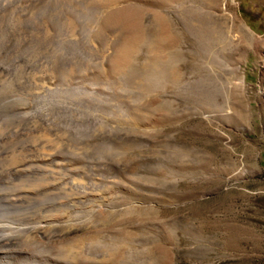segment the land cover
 <instances>
[{
  "label": "rangeland",
  "instance_id": "obj_1",
  "mask_svg": "<svg viewBox=\"0 0 264 264\" xmlns=\"http://www.w3.org/2000/svg\"><path fill=\"white\" fill-rule=\"evenodd\" d=\"M222 1L0 0V264H264V0Z\"/></svg>",
  "mask_w": 264,
  "mask_h": 264
},
{
  "label": "bare ground",
  "instance_id": "obj_2",
  "mask_svg": "<svg viewBox=\"0 0 264 264\" xmlns=\"http://www.w3.org/2000/svg\"><path fill=\"white\" fill-rule=\"evenodd\" d=\"M232 4H234V0H223L222 1V4L220 5V9L218 10V12H220V13H224L225 11H227L228 9H229V6H231ZM231 16H232V18L235 20V22L237 23V25H238V27H239V29H240V31H242L243 33H244V35L246 36V37H248L249 39H251L252 41H255V37H254V35L252 34V32L246 27V25L242 22V21H240L238 18H237V16H236V14H234V13H232L231 12ZM241 82V81H240ZM81 222V221H80ZM83 223V222H82ZM88 227V226H87ZM87 227H86V225H84V226H82V225H80V224H78V225H76V224H74V225H72L70 228H68L65 232H64V236L65 237H78L79 235H82V234H84V233H87L86 231H88L87 230ZM40 228H41V226H40ZM74 239V238H73ZM12 253V252H11ZM18 253V252H17ZM25 253H27V252H25ZM3 254V252H2V250H0V255H2ZM28 254V253H27ZM30 254V253H29ZM15 255H17V254H15ZM20 255V254H19ZM2 256H4V254L2 255ZM1 256V257H2ZM13 256V255H12ZM18 256V255H17ZM22 256V255H21ZM23 256H25L24 254H23ZM29 257V256H28ZM4 259H5V257H4ZM12 259V258H11ZM32 259V258H31ZM45 259H47L48 261H52V260H55V258H52V257H50V256H48L47 258H45ZM2 260V259H1ZM58 260V259H57ZM18 261V260H17ZM46 261V260H45ZM2 262H3V260H2ZM5 262V261H4ZM55 263V262H54ZM58 263H60V262H58ZM102 264V263H101Z\"/></svg>",
  "mask_w": 264,
  "mask_h": 264
}]
</instances>
